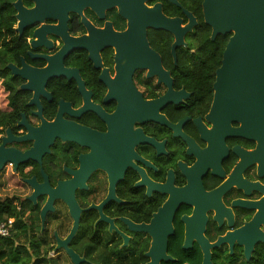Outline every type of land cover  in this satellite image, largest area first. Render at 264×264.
Returning <instances> with one entry per match:
<instances>
[{"label": "flooded vegetation", "instance_id": "flooded-vegetation-1", "mask_svg": "<svg viewBox=\"0 0 264 264\" xmlns=\"http://www.w3.org/2000/svg\"><path fill=\"white\" fill-rule=\"evenodd\" d=\"M26 1L23 7L32 9L34 3ZM202 2L76 0L66 26L48 19L19 35L16 21L17 55L8 64L17 69L22 62L46 69L47 59L65 46L63 32L84 41V47L66 43L61 59L70 73L46 80L49 100L41 94L38 105H30L33 92L22 89L28 80L5 67L18 96L0 109L9 114L2 119L7 123L0 127V144L9 130L5 149L24 153L32 148L33 140H20L28 134L18 125L23 117L30 128L58 119L57 129L75 139L56 138L40 163L2 169L24 192L5 198L23 204L33 223L30 238L57 264H72L63 248L55 249L57 239H67L74 219L67 203L56 199L42 223L47 196L37 197L34 205L25 200L31 179L58 187L63 197L73 193L75 234L66 246L84 260L80 264H148L151 234L166 235L168 258L158 264H202L203 250L220 239L209 248L211 264H252L256 251L264 248L261 242L253 244L256 234L264 233V94L231 112L219 105L214 118L213 84L231 34L223 47L205 53L210 60L201 66L199 33L209 30L214 44L219 37L210 38ZM128 17L135 18L138 35ZM160 17L171 21L175 31L158 26ZM41 27L58 33L34 36ZM145 56L151 69L117 67L118 57L120 65L128 61L133 66L144 63ZM56 64L48 69L55 71ZM167 92L169 102L156 104ZM251 244L247 261L244 248Z\"/></svg>", "mask_w": 264, "mask_h": 264}, {"label": "water", "instance_id": "water-1", "mask_svg": "<svg viewBox=\"0 0 264 264\" xmlns=\"http://www.w3.org/2000/svg\"><path fill=\"white\" fill-rule=\"evenodd\" d=\"M34 3L32 9H25L23 7L22 0H16L12 6L16 12L15 19L17 21L16 32L19 35L25 27L35 23L43 22L48 19H59L64 26H66L67 13L68 11L75 10L76 0H29ZM86 3H88L86 1ZM175 3V2H174ZM81 4V3H80ZM203 19L206 26L211 30V40L213 41L217 36H225L231 34L226 47L223 52V57L221 61V66L216 71V78L213 84L214 99L212 104V114L215 117L218 116L219 105L224 106L225 110L229 112L232 111L233 107H246L252 103L253 97L256 95L264 94V0H203L202 2ZM129 19L130 30H134L136 35L140 29L136 26L135 18ZM178 24V22L176 21ZM165 31L171 30L175 31L172 22L167 21L160 17L159 25ZM53 33L57 35V29L55 28H44L34 32V36L42 38L43 33ZM177 32V31H176ZM125 35V34H122ZM60 37L65 42V46L57 53L54 57L48 58L49 66L53 62H57L56 70L46 69L36 70L22 62V68L17 69L13 65L8 64L6 69H8L13 76H19L24 80H28L27 84L22 86V89L29 90L33 92V97L30 101L31 104L38 105V96L44 95V84L46 80L51 77L56 76H68L70 71L62 66V57L68 51L66 43L70 48H75V41L77 45L84 47V41L82 39H71L66 36L63 32ZM178 40H176V43ZM38 44V42H35ZM59 58V62L57 61ZM155 59V66L159 67V72L156 73L160 78L163 75L161 66L159 65V59ZM117 67L121 69L127 68H139L148 67L147 64L150 62V57L145 56V61L142 63L140 60L139 65L126 64L120 65L121 58H116ZM151 69V68H150ZM119 72L122 70H118ZM129 75V73H127ZM120 77V74H118ZM43 78V80H41ZM169 92L155 101V103L164 104L169 102L168 98ZM49 100V99H48ZM39 115V113H38ZM20 126H25L28 134L20 140H33V146L30 150L19 153L12 149H5L4 145L9 141L10 131L6 130V136L2 138V143L0 144V173L2 169L7 165L11 164L13 170L16 171L17 167L28 161H36L40 163V158L48 151V147L52 145L56 138H61L62 140H73V137L62 134L58 129V119L53 123H46L41 120V125L38 128H30L26 124L23 117L22 121L18 123ZM28 185L31 188V194L25 199L33 205L36 204V198L40 196H47L46 203L41 208L40 219L44 222V216L46 212H53L52 202L56 199L64 200L70 210V214L74 219L73 229L68 235L65 241H59L57 239V249L63 248L66 255L69 257L72 264H80L83 259H80L73 251L67 248V243L75 234V201L73 198V193L69 194V197H63L59 191V188L51 189L45 183L38 185L35 183L34 179L28 181ZM3 198L0 197V201ZM146 230V229H145ZM239 230L238 232H240ZM237 232V233H238ZM169 234H171L169 232ZM152 244L151 248L147 254L151 258V262L148 264H158L160 259L166 260L165 255V244L166 235L151 234ZM224 239H220L214 245H208L206 250H203V261L202 264L210 263L209 248H213L219 245ZM162 243V247H158V244ZM261 242L264 244V233L258 232L253 244ZM253 250V245L245 246L244 256L248 261L250 259V254Z\"/></svg>", "mask_w": 264, "mask_h": 264}, {"label": "trees", "instance_id": "trees-1", "mask_svg": "<svg viewBox=\"0 0 264 264\" xmlns=\"http://www.w3.org/2000/svg\"><path fill=\"white\" fill-rule=\"evenodd\" d=\"M16 0H0V84L2 91L6 94V103L14 102L18 93L14 91L12 79L5 69L6 65L13 62L16 57L15 47L19 39L15 33V10L12 4ZM24 4L28 2L23 0ZM205 29H207L205 27ZM208 30V29H207ZM202 37V65L209 56L205 53L216 51L218 46L223 47L227 40V35L216 38V43L208 39L209 30L199 33ZM9 114L0 111V127H5L7 122L2 119ZM26 210L23 204L16 203L15 199L4 198L0 201V222L7 219H13V229L9 237H0V264H57L55 260L48 257L49 250L41 249L38 241L30 238L29 226L33 225L32 219L26 218ZM30 224V225H29ZM32 227V226H31ZM252 264H264V248L256 251V258ZM251 264V263H250Z\"/></svg>", "mask_w": 264, "mask_h": 264}, {"label": "rangeland", "instance_id": "rangeland-1", "mask_svg": "<svg viewBox=\"0 0 264 264\" xmlns=\"http://www.w3.org/2000/svg\"><path fill=\"white\" fill-rule=\"evenodd\" d=\"M6 94L2 91V87L0 86V109H4L6 105ZM8 173V171H6ZM7 179V180H6ZM24 195V192H22L16 184L11 181V179H8L6 175H4V171H1L0 173V197H12V196H19ZM52 254V253H51ZM68 264V263H67Z\"/></svg>", "mask_w": 264, "mask_h": 264}, {"label": "built area", "instance_id": "built-area-1", "mask_svg": "<svg viewBox=\"0 0 264 264\" xmlns=\"http://www.w3.org/2000/svg\"><path fill=\"white\" fill-rule=\"evenodd\" d=\"M14 221L13 219H7L0 222V237L6 238L10 236V233L13 229Z\"/></svg>", "mask_w": 264, "mask_h": 264}, {"label": "clouds", "instance_id": "clouds-1", "mask_svg": "<svg viewBox=\"0 0 264 264\" xmlns=\"http://www.w3.org/2000/svg\"><path fill=\"white\" fill-rule=\"evenodd\" d=\"M10 168V167H9Z\"/></svg>", "mask_w": 264, "mask_h": 264}]
</instances>
